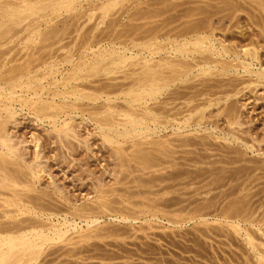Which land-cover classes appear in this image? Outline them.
I'll list each match as a JSON object with an SVG mask.
<instances>
[{
	"label": "rangeland",
	"instance_id": "1",
	"mask_svg": "<svg viewBox=\"0 0 264 264\" xmlns=\"http://www.w3.org/2000/svg\"><path fill=\"white\" fill-rule=\"evenodd\" d=\"M0 1H5V3L8 2L7 4L14 6L15 4L11 3L13 1V3H15L18 0H8L7 2L6 0ZM89 1L90 2L86 0L85 2L84 0H73L72 3H74L73 6L75 11H67L68 13H66L65 11L61 10L59 13L50 15V17H48L49 19H46V22L43 20V22L41 21L39 30H36L37 32L33 30L36 33H34L33 37V33L30 35L29 31L28 33H25L24 31L23 34L25 35H23L21 33L22 27L20 28V26H18V28H13L14 33L15 31H18V33L16 32L17 35H12V37H9L10 41H7L8 39H6L4 42L7 44L3 42L5 39L0 41L2 46H0V51L4 52V54L3 52H0V54H3L0 55V66L2 67V71L10 69V66L8 65L11 63L19 67L20 65H23L24 61L25 63L28 62L31 64L33 61L35 62H33V64H39L40 62L42 69L47 67L46 64L54 65V67L56 66L57 73L55 72L53 75L58 78L57 80L59 83L57 87L59 89V85H61L60 82L63 81L59 80L62 77H66L65 75H67L69 72L71 73V69H73V64H75V62L76 64H79L77 62L80 60L79 52L82 49H80V47L85 43L84 40L86 38L90 44L92 42L95 43V41L97 42V39L100 38L98 40L99 43L97 42L95 44H98L99 49H97V47L92 43V46L95 47V50H108L113 47V45L117 50H120L122 49L120 47L124 48V46H126L128 47L127 49L130 50H128L129 52H125L126 56L127 54L130 55L131 53L132 55H134V53H140L139 50L141 49L142 54L140 55L145 56V54H147L146 48L149 46V44L147 46L146 44L152 41L151 44L154 43L156 45L155 39L153 42L150 36H152V38H154V34L157 36L155 37L157 40L156 46L163 43L164 46L167 47V43H169L171 40H175L176 38V40L179 41L182 39L183 36L181 33L187 31L186 28L188 26L191 25L188 27V30H191V27H207L209 24L208 26H211L212 28L214 27L212 32L213 35L216 34L215 38L218 37L216 38L217 41L220 40L222 43L227 42L229 46H234V42V44L238 46V48H236L238 50H242V48L244 49L246 47V49L249 48V50L254 48L255 50H251L253 53L251 51L250 52L252 54H254V52L256 53L254 56H257V60L254 58V60L250 61V63H252L250 65V70L258 71L259 69V71L264 72V0H262L263 2L260 0L262 4L260 1L258 2L260 4H258V0H255L257 3L256 5L253 0H248L249 2H247V0L246 2L245 0H232L231 2L229 0H219V2L218 0H123L115 3L116 5L113 4V8H110L107 13H103V11H101L102 9L99 7L100 4L99 6L97 4V2H102L101 4L104 5V0ZM19 2L20 0L16 3V5L19 4ZM250 2L251 4H249ZM91 4H94L93 7L90 6ZM232 4L234 7H232ZM85 5L88 7V9H86L87 7ZM250 5L255 8L250 7ZM238 7L241 10L238 9ZM245 7H248V9ZM226 8L230 11H227ZM85 10H89V12H85ZM77 17L79 18L77 19ZM110 24L112 26H110ZM85 31L91 32V34H86ZM94 31L96 32V35L98 34L97 36H95ZM84 32L86 34L85 36H83ZM224 34L227 40L225 39ZM219 35H221V37ZM16 36H18L19 39ZM14 37L15 39H13ZM34 37L37 38L35 39ZM90 37H92L94 41ZM110 37H114L115 39H110ZM148 37L151 40H149ZM222 37L225 41L222 39ZM230 37L232 38L230 39ZM166 38L168 41H170L168 42ZM120 39L122 40V44L120 43ZM130 39L131 42L133 40L134 42L131 43L129 41ZM147 39L148 42H144L145 40L147 41ZM26 40H28L27 43ZM123 40L126 42L124 43ZM165 40L166 43L164 42ZM114 41L116 42L114 43ZM227 43H224V45ZM12 44H14L16 47ZM136 44L138 48L135 46ZM142 44L144 45L141 46ZM79 45L80 47H78ZM162 45L161 47H158H163L165 49V47ZM130 46H133V48H130ZM20 47L21 49L24 48V53H27L26 55L22 54L23 51L20 49ZM144 47L146 48L144 49ZM6 49L9 50H7L8 53L5 51ZM97 50L96 52H99ZM31 52L32 54H28ZM12 54L15 58H17L15 59ZM68 54L71 55V60L69 58L71 64L66 62L68 61L66 60L69 57L67 56ZM77 54L79 56H77ZM89 54L90 53L88 52L87 55ZM162 54V57H164V55L167 57V54ZM25 57L26 59H24ZM29 57H33V59L30 58V60L28 59ZM137 57L138 59L140 58V56L137 55L135 59H137ZM12 58H14V60ZM56 58L58 62H56ZM135 59L126 60L124 64L119 65L117 70L113 69L114 71L111 70L113 72H109L107 75L104 73H95L92 75L91 73L88 74L90 75L88 78L86 77L84 80L82 79V81L78 80L76 82H72V85H76L78 89H81L82 86L81 90L83 91V94L89 93V95H91L92 93L95 97L97 94V96L99 95L100 98L95 101H90V99H86V101L83 99L79 102L78 100L75 101L76 103L73 102L80 106V108L75 111V115H71L70 119V126H74V128H71V134L73 133L75 136L73 134L70 136V134V138L65 137L66 140L63 139L61 134L60 135L62 138H60V140L58 139L59 137H57L55 134H52L54 132L51 130V125L48 124L47 120L44 119L43 122L34 120V118H32L28 112L20 111L18 109L16 110V114L9 125V134L12 141L11 144H14L13 149L15 151L17 149V154L20 155L19 157L22 161H19V159L18 162L23 166H31L32 164H34L32 166H35V164H38L37 166L39 169H43H41L43 172H39L40 176L38 174V178L34 180V190L31 188V191L29 190L27 194L42 198L43 201H41V204H45L46 207L45 205H41V207L50 209V213L52 212L53 217L56 216L54 219L52 217V222L50 220L47 221L48 224H51L50 226L48 225V227H50L49 229L46 226L47 224L43 226L45 230H43L41 226L40 228L44 231V233L48 229V232L45 233L48 234V236L51 232H53L54 229L58 228L60 232L63 231L62 233H64L63 235L60 233L62 235L61 238H57L56 240L50 239L51 241L48 240L41 244L39 247L40 251L35 256L36 259L24 264H257L256 256H258L260 253H256L257 250L264 251L262 245L264 244V83H259L258 86L256 83V85L251 84V80H255H253L254 77H251L252 79L250 80L249 84V80H247L249 77L247 78L245 73L242 74V71H237V73L232 72L230 75L225 74L226 76L224 74L214 73L215 71H211V73L213 72L215 75L205 74L199 75L197 77L191 75L189 78L190 80L188 79L185 82L186 84L182 82V84L177 83L173 85V87H169L167 89L168 91H165V97L163 93L159 98L160 100L158 99L159 101H155L156 106H153L154 103L152 105V102H149V104H151L153 107H157V116H161L158 118L161 120V123L162 121L163 123L167 121V123H170L171 125H165V123V128L164 126L162 127V124L161 128L164 130L161 129V131L157 133L158 135H149L145 141L144 139L143 141L134 139L133 141L137 142L139 145L135 143L134 146H132V142L129 141H119L115 144H109L108 142L104 141V138H102V131L98 127L99 122L96 120L99 118L101 120L104 113V107H102V105L105 106L106 103L107 105L110 104L109 106L113 108L115 107L114 109L112 108V110L117 113L114 114L112 112L113 116H116L115 121H117L118 118H123L121 115V117H117L122 113L120 112V108L123 110L126 108L127 111H132L131 108L128 110V107H126L127 104L122 101H124L123 98L125 97L124 91L127 89L126 86L128 87L126 84L127 82L128 84L131 83V79L125 80L126 77L129 74V76H131V72H141L139 66H142V64L140 65L141 62L138 61L142 60L137 59V61ZM17 60H19V62L14 64ZM54 60L55 62H53ZM135 61L137 62V65L139 64V68L136 65V67L134 66V64H136ZM6 64L7 66H5ZM233 64H235V62H233ZM42 69L38 73L46 74L47 71ZM59 70L62 71L60 72ZM133 73L132 78H134L135 74H138ZM239 74L242 76V78H240L241 76ZM82 75H84V73ZM124 76H126L125 79L123 78ZM47 78L49 79L50 77ZM231 78H233L234 81ZM46 82L47 81L44 83ZM261 82H264V80ZM201 83L205 85H202ZM98 85L101 88L102 86H106V88H108L106 90L103 88L104 92H102V89L99 88ZM114 85L117 88L114 87ZM118 86H120V89L125 87L124 91L120 90ZM245 86L248 88L244 89L242 92V88H245ZM97 87L99 89H97ZM235 88L236 91H234ZM60 89L62 88L60 87ZM100 89L101 94L103 93L104 96L100 95V92H98ZM109 89H111V92L112 89L114 91L111 93ZM226 92H228V95ZM214 93L217 95H214ZM229 93L233 94L231 95ZM122 94L124 96H122ZM234 94L236 96H234ZM114 95L118 96L114 97ZM108 96H111L110 98L112 99L111 101L109 100L104 104V98ZM201 96L204 97V99ZM227 96H229V98ZM166 98L169 100L166 101ZM201 99H203V101ZM206 100H211V103L216 102V105L213 103L212 106H208ZM166 102L168 106L166 105ZM78 103L82 104L80 105ZM163 103L165 105H163ZM205 104L208 106V108L205 109L208 111V113L205 110L203 111V115L205 113L206 118H204L202 121L204 123H202L199 129H195V131V127L190 126H192V122L196 121L195 119L199 118L200 113L198 112L199 114H197L194 108H198ZM163 106H167V109L164 107V110H161ZM205 106H201V108ZM159 107L160 109L158 110ZM99 108H101V110ZM96 109H98L99 112ZM134 109L136 110V108ZM134 109L133 111H135ZM139 109L135 112L137 113ZM156 109H152L155 110L153 111L154 114H157ZM160 111L165 112L164 114L162 113L163 115H160ZM190 111L192 112L190 113ZM194 111L196 114L193 113ZM235 111H237V113ZM118 112L120 113L118 114ZM125 112L126 111L123 113ZM140 113L141 112L139 111L138 116ZM187 113L189 115L188 119L190 120L188 123L191 125L189 128L186 127L183 130L177 131L179 124L183 120L182 118L186 116ZM189 113L191 114V117ZM166 114L168 116L172 114L171 116L172 118L174 117V119H172L171 116L168 118ZM233 116L236 117V121L238 120V124H236H240L239 126L235 127L236 124H231L232 122L236 121H232L230 125L227 123V121H230L231 117L233 119ZM237 116L239 119H237ZM103 117L106 116L104 115ZM160 120L158 121L160 122ZM169 120L175 121L169 122ZM176 121L178 123L180 122L178 126L177 123H175ZM119 122H121V120ZM170 126L177 128H175L176 130L174 127H171L172 129H170ZM212 128H216L217 131L212 133ZM233 129H235V131ZM240 129L241 131H239ZM231 134H235V138L237 135L236 141L234 139H231L233 141H226V138H232ZM166 135L167 139L169 140H166ZM157 136L160 137L157 138ZM198 137L200 139H198ZM161 139L163 140V146L159 147V145H162V143L159 144ZM146 140L148 142L150 141V144L146 142ZM242 140L243 142H246V140L248 141L249 144L246 142L247 147L244 148V143H241ZM143 142L145 144H143ZM187 142L189 145H187ZM182 143L187 146H183L184 144L181 146ZM117 144L118 146L116 147ZM250 146L253 147L251 148ZM162 147L164 149L171 148L174 154L172 151L170 153V151L167 150L159 151L161 154L158 151H155L157 148V150H159ZM143 155L147 157L144 161L141 160V163L140 157ZM35 156L37 159H34ZM170 157H173L174 159ZM31 160H34V163L31 164ZM56 189H60V192L58 190L56 191ZM137 192H140V195H138ZM145 196L146 198L150 197L152 201L149 198L145 200ZM1 198H6L5 200H8L9 197L1 195L0 199ZM102 201L107 203L104 204L106 207L100 205ZM137 202H140V206L137 204ZM145 202L147 204H145ZM148 202H150V204ZM123 203L128 206H122ZM143 203L145 205H143ZM202 204L206 205L203 206ZM154 205H156V208ZM3 207V203L0 200V211L4 209ZM134 207L135 209L131 211V208ZM226 207L227 209L229 208L227 211H225ZM7 208L9 209V207ZM74 208L77 210L79 208H84L85 211H88V213L90 211L92 212L91 214L94 215L97 213L101 214L96 216L97 219L94 223L86 224L83 218L77 216L79 212H77V210ZM119 208L122 209V211L119 210V214H117ZM151 208H155L157 211ZM161 208L163 210H161ZM233 208H235V210ZM111 209H114L116 213ZM128 209L133 212V215L134 213L136 215H130V219L126 217L124 219L127 220H123L124 215L121 216V214H131ZM137 212L141 214L139 215ZM145 212L148 213V215L145 214ZM150 212H152V215ZM220 212H222L221 215H219ZM224 213H228L229 219L230 216L233 217L232 214H235V216L238 214L239 217L236 216V219L231 218L233 219L232 221L231 219L226 220L228 219V215L226 216ZM129 214L127 216H129ZM26 216L27 214L23 215V217ZM29 216L31 215H28L27 218ZM132 216L134 218L136 216V218L134 219ZM224 216L227 218L225 219ZM240 216L243 217V220L245 221H243ZM173 217H175V221H172ZM3 219L4 218H2V221L5 222L6 219ZM64 219L66 220V223L68 222V225L64 222ZM236 220L237 223L239 222V225L237 226H240V235L236 233L234 234V232L232 233L231 229L229 230L228 228V224L230 222V224H234L235 222L234 225H236ZM2 221L0 218V222ZM56 221H58V223H56ZM204 221H207L209 225L208 223H204ZM73 222L74 224H72ZM219 222L221 224H218ZM59 223L65 225H60ZM203 223L205 225H203ZM53 224H55L54 227L57 224L60 225V227L56 226V228H53ZM35 225L33 223V227H35ZM213 225H215L214 228ZM221 225L222 227L224 226V228H222ZM94 226L97 228L95 229ZM91 227H93V230ZM220 227L224 230L218 231ZM243 227L244 229L246 228L245 230L248 229V231H246L248 232V235L246 232L244 233L241 231V228ZM35 228V230H39V226H36ZM205 228H208L207 231H205ZM244 229L243 231H245ZM219 233L221 236H218ZM249 237L250 241L253 238L252 242L255 244V246H257L255 247L258 248L257 250H250L251 247H249L250 245L246 242L249 240ZM263 251H261L262 254ZM262 264H264V262H262Z\"/></svg>",
	"mask_w": 264,
	"mask_h": 264
},
{
	"label": "bare ground",
	"instance_id": "2",
	"mask_svg": "<svg viewBox=\"0 0 264 264\" xmlns=\"http://www.w3.org/2000/svg\"><path fill=\"white\" fill-rule=\"evenodd\" d=\"M8 0H6V2H7ZM13 1V0H12ZM11 1V2H12ZM19 1V0H18ZM17 1V2H18ZM44 1V2H43ZM41 0V1H38V0H32V1H29V0H20V2H19V4H17L16 5V3L17 2H15V3H11V4H15L14 6L13 5H9V4H7V3H5V1H0V41L1 40H3V39H5V40H3V42L4 41H6V39H8L7 41H10L9 40V37H12V35H17L16 34V32L18 33V31H15V33H14V31H13V28H18V26H20V28H21V33L23 34L24 33V31H25V33L27 32L28 33V31H29V34L30 35H32V33H33V35H32V37L34 36V33H35V31L36 30H39V27H40V24H41V21L43 20L44 22H46V19L48 18V17H50V15H53L54 13L56 14V13H59L61 10H63V11H65L66 13H68L67 11H70V12H72L73 10H74V6H73V4L74 3H72L73 2V0L71 1V0H55V1H53V0ZM75 1H77V0H75ZM86 1H88V2H90L89 0H86ZM105 1V4H104V2H103V4L104 5H102L101 3H98L97 2V4H98V6H99V4H100V8L102 9L101 11H103V13H107L108 11H109V9L110 8H113L112 7V5L113 4H115V3H118L119 1H123V0H104ZM230 2L232 1V0H229ZM235 1V0H234ZM233 1V2H234ZM242 1V0H241ZM244 1V0H243ZM250 1V0H249ZM248 0H247V2H249ZM252 1V0H251ZM260 0H258L257 1V3L259 2ZM262 1V0H261ZM261 1H260V3H261ZM4 2V3H3ZM84 2H85V0H84ZM88 2H87V5H88ZM93 2V1H92ZM95 2V1H94ZM218 2H219V0H218ZM228 2V1H227ZM226 2V3H227ZM239 2V1H238ZM245 2H246V0H245ZM253 2H255V5L257 4L256 3V1L255 0H253ZM263 2V1H262ZM9 3H10V1H9ZM223 3V2H222ZM260 3H258V4H260ZM3 4V5H2ZM79 4V3H78ZM86 4V3H85ZM241 4V3H240ZM249 4H251V2L249 3ZM253 4V3H252ZM262 4V3H261ZM94 5V4H93ZM93 5L91 4L90 6L91 7H93ZM96 5V4H95ZM102 5V6H101ZM116 5V4H115ZM225 5V4H224ZM248 5V4H247ZM79 6V5H78ZM86 6V5H85ZM89 6V7H90ZM242 6H243V4H242ZM258 6V5H257ZM260 6V5H259ZM80 7V6H79ZM87 7V6H86ZM91 7H90V9H91ZM95 7V6H94ZM227 7H228V5H227ZM232 7H234V5L232 4ZM237 7V6H236ZM240 7V6H239ZM238 7V9H240ZM250 7H253V6H251L250 5ZM78 8V7H77ZM100 8H98V9H100ZM220 8V7H219ZM218 8V9H219ZM245 8H247L248 9V7H245ZM253 8H255V7H253ZM260 8V7H259ZM261 8H262V6H261ZM79 9V8H78ZM81 9V8H80ZM86 9H88V7L86 8ZM217 9V10H218ZM227 9V8H226ZM237 9V8H236ZM243 9H244V7H243ZM258 9V8H257ZM263 9H264V7H263ZM77 10V9H76ZM94 10V9H93ZM92 10V11H93ZM241 10V9H240ZM75 11V10H74ZM221 11V10H220ZM227 11H230V10H228L227 9ZM237 11V10H236ZM259 11V10H258ZM261 11H262V9H261ZM85 12H89V10L88 11H86L85 10ZM234 12H235V10H234ZM263 12H264V10H263ZM202 14H204V13H202ZM205 14H206V12H205ZM81 15V14H80ZM207 15H208V13H207ZM232 15V14H231ZM234 16V15H233ZM236 16V15H235ZM53 17V16H52ZM55 17H57V16H55ZM204 17V16H203ZM206 17V16H205ZM208 17V16H207ZM225 17V16H224ZM251 17V16H250ZM79 17H77V19H78ZM223 18V17H222ZM49 19V18H48ZM55 19V18H54ZM76 19V20H77ZM207 19V18H206ZM237 19V18H236ZM219 20V19H218ZM221 20V19H220ZM230 20V19H229ZM232 20V19H231ZM42 21V22H43ZM74 21H75V18H74ZM198 21V20H197ZM197 21H196V23H197ZM203 21V20H202ZM227 21V20H226ZM225 21V22H226ZM235 21V20H234ZM49 22V21H48ZM72 22V21H71ZM200 22V21H199ZM233 22V21H232ZM236 22V21H235ZM73 23V22H72ZM196 23H195V25H196ZM202 23V22H201ZM210 23V22H209ZM220 23V22H219ZM231 23V22H230ZM98 24V23H97ZM111 24H112V22H111ZM110 24V26H112ZM204 24H206V23H204ZM236 24V23H235ZM238 24V23H237ZM44 25H46V24H44ZM95 25V24H94ZM185 25H187V24H185ZM189 25H190V23H189ZM209 25V24H208ZM207 25V27H199V26H195V27H191V30H188V27H190V26H188L187 28L186 27H184V28H186L187 29V31H184L183 33H181L182 34V39H180L179 41L178 40H176V38H175V40L173 39V40H167V38H166V40L169 42V43H167L168 44V46L167 47H165L164 46V44L162 45L161 43V45L162 46H164L165 47V49L162 47V48H160L161 47V45H158V46H160V47H158V46H156L157 45V40H156V38L155 37H157V36H155V34H154V38H152V36H150L151 37V39L153 40V42H154V39H155V41H156V45L153 43V44H151V42L150 43H147L148 42V39H147V41L145 40L144 42H146L147 44H146V46L149 44V46L146 48V47H144V49L146 48L147 50V54H145V56L143 57V56H141L140 54H142V47L140 48L141 50H139L140 51V53H134V55H132V53L129 55V54H127V56L125 55V52L126 51H128L129 49H127L128 47H126V46H124V48L123 47H120V48H122V49H120V50H117L116 49V47L113 45V47H111L110 49H108V50H106V49H103V51L101 50H97V49H99V47H98V44L97 45H95L97 42H98V40L100 39H97V42L95 41V43L94 42H92L96 47H97V51H99V52H96V50H95V47H93L92 46V43L90 44V42L89 41H87L86 39L84 40L85 41V43L80 47V45L78 46V47H80V49H81V51L79 52V54H80V56L77 54V56H79L80 57V60H78L79 62H77V63H79V64H76V62H75V64H73V69H71L70 71H71V73L68 75H65L66 77H62L59 81H61V80H63V81H61L60 83H61V85H59L62 89H60V87H59V89H58V78H56L55 77V75H53L55 72H56V66L54 67V65H47L46 64V66L47 67H45L44 69H42V66L40 65V62H39V64H33V62H32V64L31 63H28L27 61H30L31 59H33V57H29L28 59H30V60H27L26 62L27 63H25V61L23 62V65H20L19 67L18 66H16V65H13L12 63L10 64V65H8V66H10L9 68L10 69H6V70H3L2 71V67L0 66V196L1 195H3V196H8L9 198H8V200H5V199H3V198H1L0 200L2 201V203H3V208L4 209H2L1 211H0V218H1V221H2V218H4V219H6V221L5 222H0V264H24V263H29L30 261H32L33 259H36L35 258V256H36V254L40 251V245L41 244H43L45 241H48V240H50V239H54V240H56L57 238H61L62 237V235L64 234V233H62L63 231H59V228L58 229H54L53 230V232H51L50 233V235H52V236H48V234H45L46 232H48V229L50 228V227H48V225L50 226L51 224H48V220H52V217H53V214H52V212L50 213V209H46L45 207H46V205L45 204H41V201H43L42 200V198H40L39 196H35V195H31V194H27V192L30 190L31 191V188H32V190H34L33 189V183H34V180H36L37 178H38V174H39V172L41 171V169H39V167L37 166L38 164H35V166H32V165H34V164H32V163H34V160L31 162V166H28V165H26V166H23L22 164H20L19 162H18V160L20 159V155H18L17 154V149H16V151L13 149L14 148V144L12 143L11 144V139H10V131H9V125L11 124V122H12V120H13V118H14V116H15V114H16V110L18 109V110H20V111H26V112H28V114H30L31 116H32V118H34V120H38V121H42L43 122V120L45 119V120H47V122H48V124L49 125H51V130H53V132L54 133H52V134H55L57 137H59L58 139L60 140V138H62V136H63V139L64 140H66L65 139V137H67V138H70V136H72V134H71V128L73 127L74 128V126L72 125V127L70 126V119H71V115L72 114H74L75 115V111H77L79 108H80V106H78L77 104H75L76 102L75 101H77L78 100V102L80 101V100H89L90 99V101H92V100H97L98 98H100V96L98 95L97 96V94H96V97L94 96V94H92L91 93V95H93V96H91V95H89V93H84L83 94V91L81 90L82 89V86H81V89H78V87L76 86V85H72V82H76V81H78V80H81L82 81V79L84 80L86 77L88 78V76H90V75H88V74H91L92 73V75L93 74H95V73H104L105 75H107L109 72H113L114 70L113 69H115V70H117V68H119V65L120 64H124V62H126V60H129V59H135V57L137 56V55H139L140 56V58L139 59H141L142 61H140L139 59H138V57H137V59L139 60H137V59H135V60H137L138 62H141L140 63V65L142 64V66H139L138 67V65H137V62L135 61V63L136 64H134V66L136 65L140 70H141V72L139 73V72H134V73H138V74H135V76H134V78H132V73L133 72H131V76H124L123 78L125 79V77H126V79L125 80H127V79H131V83L130 84H128V82H127V84L126 85H128V87L126 86V90L124 91V89H125V87H123V89H120V86H118L119 87V89L120 90H122V91H124V95H125V97L123 98V100L124 101H122V102H125L127 105H126V107H128V110L131 108L132 109V111L131 110H129V111H131V112H129V111H127V109L126 108H124V110L122 109V108H120L121 109V111L120 112H122L121 114H119L120 112H118V116L117 117H119L120 115L123 117L122 119H120V118H118L117 119V121L119 120H121V122H117V121H115V118H116V116L114 117L113 116V114H112V112L114 113V114H117V113H115L113 110H112V108L113 107H111V106H109V105H107V103L106 102H108L109 100L111 101V99L112 98H110L109 96L108 97H105L104 98V104H105V106H103L102 105V107H104V113H103V111H102V113H103V115H102V118H101V120H100V118L98 119V120H96L97 122H99V128H100V130L102 131V135L101 136H103L102 138H104V141H106V142H108L109 144H112V143H118L119 141L121 142V141H129V142H132V146H134V144L135 143H137V142H134L133 140L134 139H139V141L141 140V141H143V139H144V141H145V139L147 138V137H149V135H158L157 133H159L160 131H161V129H163V128H161V125H162V127L164 126V124L165 125H167L168 123H167V121L165 122V123H163V121H162V123H161V120L160 119H158V118H160V117H158L157 115H158V112H157V107L155 108V107H153V106H156L155 105V101H157L159 98H160V96L163 94L164 95V97H165V91L167 92L168 90V88L169 87H173V85H175V84H177V83H181L182 84V82H186L189 78H190V76L192 75V76H194V77H197V76H199V75H207V74H212V75H215L214 73H218V74H229L230 75V73H232V72H236L237 73V71H242V74L243 73H245L246 75H247V78L249 77V79H247V80H249L248 82H249V84H250V80L252 79L251 77H254L253 78V80L254 81H252L251 80V84H257V86L259 85V83L261 84V83H264V82H261V81H263L264 80V72L263 71H259V69H258V71H252V70H250L251 68V64L252 63H250V61L251 60H254V58L256 59V57L254 56V54H256L255 52H254V54H252L253 52V50L252 49H254V48H251V50H249V48L248 49H246V48H242V50L240 49V50H238V49H236V48H238V46L236 45V44H234V42H233V45L234 46H229L228 45V43L227 42H220V40H218L217 41V39L216 38H218V37H216L215 38V35H213V28L211 27V26H208ZM213 25V24H212ZM221 25V24H220ZM224 25V24H223ZM110 26H109V28H110ZM114 26H115V24H114ZM204 26H206V25H204ZM106 27V26H105ZM108 27V26H107ZM218 27V26H217ZM232 27V26H231ZM234 27V26H233ZM20 28H19V31H20ZM95 28V27H94ZM113 28V27H112ZM115 28H116V26H115ZM193 28V29H192ZM90 29H92V28H90ZM108 29V28H107ZM231 29V28H230ZM33 30H35V31H33ZM95 30V29H94ZM97 30V29H96ZM101 30V29H100ZM103 30V29H102ZM106 30V29H105ZM104 30V31H105ZM182 30H184V29H182ZM181 30V31H182ZM215 30H217V29H215ZM218 30H220V29H218ZM227 30V29H226ZM23 31V32H22ZM33 31V32H32ZM90 31V30H89ZM109 31V30H108ZM113 31V30H112ZM116 31V30H115ZM228 31V30H227ZM11 32H13V33H11ZM37 32V31H36ZM86 32V31H85ZM85 32L83 33V36H85L87 33L89 34H91V32H86V34H85ZM103 32V31H102ZM222 32H223V30H222ZM11 33V34H10ZM40 33V32H39ZM46 33V32H45ZM51 33V32H50ZM94 33H95V36H97L96 35V32L94 31ZM99 33H101V32H99ZM103 33H105V32H103ZM111 33V32H110ZM224 33V32H223ZM10 34V35H9ZM36 34V33H35ZM107 34H109V33H107ZM113 34H115V33H113ZM176 34V33H175ZM179 34H180V32H179ZM20 35V34H19ZM18 35V36H19ZM23 35H25V34H23ZM30 35H28V36H30ZM46 35V34H45ZM48 35H49V32H48ZM51 35H52V33H51ZM100 35V34H99ZM176 35H178V34H176ZM18 36H16L17 38H18ZM39 36V35H38ZM41 36V35H40ZM114 36V35H113ZM170 36V35H169ZM174 36V35H173ZM220 37H221V35H219ZM223 36V35H222ZM224 36H225V34H224ZM25 37V36H24ZM31 37V38H32ZM46 37H48V36H46ZM50 37H52V36H50ZM106 37H108V36H106ZM116 37H117V35H116ZM178 37V36H177ZM20 38H22V37H20ZM27 38V37H26ZM35 38V37H34ZM37 38V37H36ZM35 38V39H36ZM81 38H83V37H81ZM90 38H92V37H90ZM97 38V37H96ZM104 38H105V36H104ZM111 38H114V37H110V39ZM118 38H120V37H118ZM149 38V37H148ZM229 38V37H228ZM232 37H230V39H231ZM13 39H15V37L13 38ZM19 39V38H18ZM17 39V40H18ZM28 39V38H27ZM84 39V38H83ZM115 39V38H114ZM150 38H149V40H151ZM222 39H223V37H222ZM225 39H226V36H225ZM39 40V39H38ZM91 40V39H90ZM92 40H93V38H92ZM91 40V41H92ZM103 40V39H102ZM166 40L164 41L165 43H166ZM224 40V39H223ZM227 40V39H226ZM18 41H20V40H18ZM24 41H25V39H24ZM27 41L28 40H26V43H27ZM94 41V40H93ZM110 41V40H109ZM118 41V40H117ZM121 39H120V43H121ZM124 41V40H123ZM130 42H131V39L129 40ZM128 41V42H129ZM225 41V40H224ZM239 41V40H238ZM237 41V42H238ZM15 42H17V41H15ZM33 42V41H32ZM35 42H36V40H35ZM79 42V41H78ZM104 42V41H103ZM116 41H114V43H115ZM126 41H124V43H125ZM130 42H129V44H130ZM134 42V40L131 42V43H133ZM1 43V42H0ZM4 43H6V42H4ZM4 43H3V45H4ZM12 43H13V40H12ZM29 43V42H28ZM34 43V42H33ZM99 43V42H98ZM113 43V44H114ZM117 43H119V42H117ZM116 43V44H117ZM123 43V44H124ZM142 43V42H141ZM140 43V44H141ZM224 43H227L226 45H224ZM232 43V42H231ZM7 44V43H6ZM9 44H10V42H9ZM15 44V43H14ZM14 44H12V45H14ZM80 44V43H79ZM112 44V43H111ZM122 44V43H121ZM128 44V43H127ZM158 44H159V42H158ZM12 45H10V46H12ZM28 45V44H27ZM139 45V44H138ZM144 44H142L141 46H143ZM228 45V46H227ZM232 45V44H231ZM0 46H1V44H0ZM7 46V45H6ZM9 46V47H10ZM15 46V45H14ZM76 46V45H75ZM109 46H111V45H109ZM136 47H137V44L135 45ZM237 46V47H236ZM2 47V46H1ZM16 47V46H15ZM19 47V46H18ZM23 47V46H22ZM26 47V46H25ZM106 47V46H105ZM118 47V46H117ZM126 47V48H125ZM136 47H134V48H136ZM130 48H133V46L131 47L130 46ZM138 48V47H137ZM20 49H21V47H20ZM19 49V50H20ZM39 49V48H38ZM74 49H76V48H74ZM79 49V48H78ZM143 49V50H144ZM8 49H6L5 51H7ZM9 50H10V48H9ZM8 50V51H9ZM22 51H23V53L22 54H24V55H26L25 53H24V48L23 49H21ZM40 50V49H39ZM135 50V49H134ZM255 50V49H254ZM8 51H7V53H8ZM35 51H36V49H35ZM130 51V50H129ZM128 51V52H129ZM138 51V52H139ZM252 53H251V52ZM0 52H3V51H0ZM18 52V51H17ZM32 52H34V51H32ZM32 52L31 53H28V54H32ZM38 52H40V51H38ZM52 52V51H51ZM76 52V51H75ZM88 52L90 53L89 55H87L88 54ZM133 52V51H132ZM145 52V51H144ZM144 52H143V54H144ZM13 53V52H12ZM15 53V52H14ZM53 53H55V52H53ZM69 53V52H68ZM73 53H74V51H73ZM72 53V54H73ZM78 53V52H77ZM162 53H165V54H167V57H166V55H164V57H162ZM2 54V53H1ZM0 54V55H1ZM3 54H4V52H3ZM2 54V55H3ZM16 54V53H15ZM18 54V53H17ZM22 54H21V56H22ZM38 54H40V53H38ZM162 54V55H161ZM13 55V54H12ZM19 55V54H18ZM34 55V54H33ZM48 55V54H47ZM15 56H17V55H15ZM29 56V55H28ZM55 56V55H54ZM67 56H69L66 60H68V61H66L68 64L70 63L71 64V55H67ZM156 56H157V58H156ZM159 56H161V57H159ZM13 57H14V55H13ZM19 57V56H18ZM27 57V56H26ZM26 57L24 58V59H26ZM41 57L43 58V56L41 55ZM57 57V56H56ZM15 58V57H14ZM14 58H12L13 60H14ZM17 58V57H16ZM15 58V59H16ZM51 58V57H50ZM54 58V57H53ZM64 58H66V57H64ZM69 58H70V60H69ZM156 58V59H155ZM176 58H178V59H176ZM36 59V58H35ZM40 59V58H39ZM155 59V60H154ZM227 59H228V61H227ZM37 60H38V58H37ZM36 60V61H37ZM40 60H42V59H40ZM51 60V59H50ZM62 60H64V59H62ZM257 60V59H256ZM48 61V60H47ZM61 61V60H60ZM73 61V60H72ZM10 62H14V61H10ZM16 62H19V60H17V61H15V63L14 64H16ZM22 62V61H21ZM20 62V63H21ZM53 62H55V60L53 61ZM56 62H58L57 61V58H56ZM81 62V63H80ZM233 62H235V64H233ZM258 62V61H257ZM259 62H261V61H259ZM25 63V64H24ZM35 63V62H34ZM261 63H263V62H261ZM8 64V63H7ZM7 64L5 65V66H7ZM22 64V63H21ZM62 64V63H61ZM66 64V63H65ZM0 65H1V63H0ZM3 65V64H2ZM40 65V66H39ZM133 65V64H132ZM264 65V64H263ZM13 66V67H12ZM59 66V65H58ZM135 66V67H136ZM261 66V65H260ZM44 67V66H43ZM262 67V66H261ZM68 68V67H67ZM258 68H260V67H258ZM263 68V67H262ZM4 69V68H3ZM41 69L42 70H46L47 71V73L46 74H39L38 72L39 71H41ZM139 69H137V70H139ZM111 70H113V71H111ZM134 70V69H133ZM132 70V71H133ZM263 70V69H262ZM45 71V72H46ZM58 71V70H57ZM60 71V70H59ZM62 71V70H61ZM60 71V72H61ZM211 71H215L214 73L212 72L211 73ZM42 73V72H41ZM57 73V72H56ZM84 73V75H82V74ZM133 73V74H134ZM233 73V74H234ZM241 73V72H240ZM63 75V76H64ZM136 75H137V77H136ZM240 75V74H239ZM211 76V75H210ZM220 76V75H219ZM223 76V75H222ZM226 76V75H225ZM224 76V77H225ZM241 76V75H240ZM47 77H50L49 79L47 78ZM131 77V78H130ZM228 77V76H227ZM233 77H236V76H233ZM244 77V76H243ZM239 78V77H238ZM240 78H242V76L240 77ZM192 79V78H191ZM197 79V78H196ZM232 80H233V78H231ZM236 79V78H235ZM110 80H112V79H110ZM124 80V81H125ZM190 80V79H189ZM229 80V79H228ZM241 80V79H240ZM45 81H47L46 83H44ZM114 81V80H113ZM130 81V80H129ZM234 81V80H233ZM235 81H237V80H235ZM245 81V80H244ZM87 82V81H86ZM202 82V81H201ZM238 82V81H237ZM80 83V82H79ZM125 83V82H124ZM183 83V84H184ZM190 83V82H189ZM77 84V83H76ZM89 84H90V81H89ZM117 84V83H116ZM115 84V85H116ZM121 84H122V82H121ZM120 84V85H121ZM186 84V83H185ZM202 84V83H201ZM225 84H227V83H225ZM243 84V83H242ZM248 84V85H249ZM255 84V85H256ZM114 85V87H116L117 85H119V84H117L116 86ZM202 85H205V84H202ZM201 85V86H202ZM244 85V84H243ZM247 85V84H246ZM263 85V84H262ZM51 86V87H50ZM78 86H80V85H78ZM109 86V85H108ZM113 86V85H112ZM125 86V85H124ZM211 86V85H210ZM228 86V85H227ZM98 87H99V85H98ZM97 87V89H99V88H101V87H99L98 88ZM122 87V86H121ZM184 87V86H183ZM186 87V86H185ZM204 87V86H203ZM214 87V86H213ZM231 87V86H230ZM240 87V86H239ZM103 88H105V90L108 88H106V86L105 87H103L102 86V92H104V89ZM110 88H112V87H110ZM117 88V87H116ZM207 88H208V84H207ZM232 88V87H231ZM246 88H248L247 86H245V88H242V92H243V90L244 89H246ZM93 89V88H92ZM96 89V88H95ZM101 89L98 91V92H100L101 91ZM197 89V88H196ZM206 89V88H205ZM234 89V88H233ZM241 89V88H240ZM110 90V92H111V89H109ZM108 90V91H109ZM185 90H186V88H185ZM209 90V89H208ZM238 90V89H237ZM82 91V92H81ZM94 91V90H93ZM114 90L112 89V92H113ZM116 91H117V89H116ZM121 91V92H122ZM210 91H211V89H210ZM219 91V90H218ZM232 91V90H231ZM234 91H236V88H235V90ZM247 91V90H246ZM95 92H97V91H95ZM111 92V93H112ZM121 92H120V94H121ZM203 92V91H202ZM201 92V93H202ZM217 92V91H216ZM241 92V91H240ZM248 92V91H247ZM108 93V92H107ZM123 93V92H122ZM171 93V92H170ZM199 93V92H198ZM227 93V95H228V92H226ZM86 94H88V95H86ZM114 94V93H113ZM117 94H119V93H117ZM168 94V93H167ZM204 94V93H203ZM206 94V93H205ZM212 94V93H211ZM210 94V95H211ZM229 94H233V93H229ZM238 94H239V92H238ZM237 94V95H238ZM100 95H103V93L101 94V92H100ZM110 95H112V94H110ZM123 94H122V96H124ZM191 95H192V93H191ZM193 95H194V93H193ZM199 95V94H198ZM201 95V94H200ZM214 95H217V94H215L214 93ZM244 95V94H243ZM104 96V95H103ZM107 96V95H106ZM113 96V95H112ZM118 95H114V97H117ZM205 96V95H204ZM225 96V95H224ZM234 96H236L235 94H234ZM113 97V99L115 100V98ZM202 97V96H201ZM228 98H229V96H227ZM233 97V96H232ZM168 98V97H167ZM166 98V99H167ZM170 98H172V97H170ZM190 98V97H189ZM199 98V97H198ZM203 99H204V97H202ZM207 98V97H206ZM214 98V97H213ZM216 98V97H215ZM102 99V98H101ZM100 99V100H101ZM203 99H201L202 101H203ZM219 99V98H218ZM226 99V98H225ZM86 100V101H87ZM118 100V99H117ZM160 100V99H159ZM158 100V101H159ZM162 100V99H161ZM169 99H167L166 101H168ZM200 100V99H199ZM208 100V99H207ZM206 100V102L208 103V106H212V104L214 103H211L212 101L211 100H209V101H207ZM214 100V99H213ZM217 100V99H216ZM215 100V101H216ZM93 101V102H94ZM102 101V100H101ZM121 101V100H120ZM223 101V100H222ZM225 101V100H224ZM73 102H75V103H73ZM149 102H152V105H153V103H154V105L152 106L151 104H149ZM219 102H220V100H219ZM218 102V103H219ZM113 103V102H112ZM158 103V102H157ZM161 103V102H160ZM159 103V104H160ZM206 103V104H207ZM78 104H80V103H78ZM82 104V103H81ZM80 104V105H81ZM124 104V103H123ZM201 104H202V102H201ZM205 104V105H206ZM84 105V104H83ZM82 105V106H83ZM100 105H101V103H100ZM113 105V104H112ZM116 105V104H115ZM120 105H122V104H120ZM119 105V106H120ZM154 108V109H156V112H157V114H154L153 113V111H155V110H152L153 108L151 107V106ZM163 105H165L164 103H163ZM166 105H167V102H166ZM199 105V104H198ZM197 105V106H198ZM205 105H201V106H205ZM214 105H216V102L214 103ZM117 106H118V104H117ZM123 106V105H122ZM168 106V105H167ZM167 106H163L162 107V109L161 110H164L163 108L164 107H166V109H167ZM201 106L200 107H196V108H194V110L197 112V114H199L200 113V116H199V118L198 119H195L196 121L195 122H192L193 124H192V126H190L189 125V115H188V113H187V115L186 116H184L182 119V122L179 124L177 121L175 122V123H177V126H178V124H179V126H178V128L177 127H174V129L175 128H177V131L179 130H183V129H185L186 127H188L189 128V126L190 127H195L194 128V130L196 129V130H198L199 129V127L202 125V123H204V122H202L203 120H204V118H206V115H205V113H204V115H203V111L205 110V109H207L208 108V106L206 105L205 107H203V108H201ZM84 107H85V105H84ZM121 107V106H120ZM137 107H138V109H139V111L141 112L140 114H139V116H138V113H139V111L136 113L135 111H137L138 109H137ZM195 107V106H194ZM97 108V107H96ZM115 108V107H114ZM113 108V109H114ZM116 108H118V107H116ZM134 108H136V110L134 109ZM95 109V108H94ZM100 110H101V108H99ZM133 109L135 110V111H133ZM160 109V107L158 108V110ZM192 109V108H191ZM85 110V109H84ZM96 110H98V109H96ZM119 110V109H118ZM107 111V112H106ZM111 111V112H110ZM124 111H126L125 113H123ZM169 111H170V108H169ZM192 111H193V109H192ZM192 111H190V113L192 112ZM193 112V113H195L196 114V112ZM205 111H207V110H205ZM229 111V110H228ZM84 112V111H83ZM98 112H99V110H98ZM155 112V113H156ZM160 112H161V114H160ZM159 112V114L160 115H163L164 114V112L163 111H160ZM199 112V113H198ZM232 112V111H231ZM236 113H237V111H235ZM234 112V113H235ZM101 113V114H102ZM110 113V114H109ZM135 113H136V115H135ZM163 113V114H162ZM168 113V112H167ZM189 113V114H190ZM207 113H208V111H207ZM211 113V112H210ZM209 113V114H210ZM107 114V115H106ZM239 114V113H238ZM237 114V115H238ZM106 116V117H103V116ZM110 115H112V116H110ZM167 115V114H166ZM172 115V114H171ZM170 115V116H171ZM176 115V114H175ZM177 115H179V114H177ZM120 116V117H121ZM170 116H168L167 115V117L169 118ZM174 116V115H173ZM180 116H183V115H180ZM188 116V117H187ZM205 116V117H204ZM234 116H236V115H234ZM233 116V119H232V117H231V119H230V121H227V123H229V125H230V123L232 122V121H236V117H234ZM240 116V115H239ZM165 117V116H164ZM186 117V118H185ZM190 117H191V114H190ZM211 117V116H210ZM171 118H172V116H171ZM170 118V119H171ZM163 119V118H162ZM167 119V118H166ZM172 119H174V117L172 118ZM177 119V118H176ZM227 119V118H226ZM237 119H239L238 118V116H237ZM158 120H160V122L158 121ZM163 120H165V119H163ZM241 120V119H240ZM239 120V121H240ZM72 121V120H71ZM95 121V122H96ZM170 121H173V120H169V122ZM175 121V120H174ZM173 121V122H174ZM238 121V120H237ZM232 122L231 124L233 125V123H234V125L237 123L238 124V122ZM69 122V123H68ZM206 123V122H205ZM170 124V123H169ZM168 124V125H169ZM210 124V123H209ZM235 125V127L236 126H239V125ZM171 125V124H170ZM174 125V124H173ZM215 126V125H214ZM165 127V126H164ZM172 126H170V129H172L171 128ZM217 127V126H216ZM230 127V126H229ZM166 128V127H165ZM204 129V128H203ZM208 129V128H207ZM236 129V128H235ZM235 129H233L234 131H235ZM239 129V128H238ZM164 130V129H163ZM176 130V129H175ZM187 130V129H186ZM189 130V129H188ZM195 130V131H196ZM220 130V129H219ZM222 130V129H221ZM245 130V129H244ZM190 131V130H189ZM188 131V132H189ZM205 131V130H204ZM211 131V130H210ZM217 130H216V128H212V133H215ZM232 131V130H231ZM238 131V130H237ZM239 131H241V129L239 130ZM239 131H238V133H239ZM170 132H172V131H170ZM187 132V133H188ZM246 132V131H245ZM74 133H75V131H74ZM175 133V132H174ZM174 133H173V135H174ZM185 133V132H184ZM202 133V132H201ZM207 133H209V132H207ZM211 133V134H212ZM229 133H231V132H229ZM51 134V135H52ZM62 136H61V135ZM71 134V135H70ZM233 134V133H232ZM231 134V137L232 138H230V139H228V138H226V141H233V140H231V139H234L235 141L237 140L236 138H237V135H236V138H235V134L234 135H232ZM244 134V133H243ZM249 134V133H248ZM49 135V134H48ZM70 135V136H69ZM74 135V134H73ZM162 135V134H161ZM171 135V134H170ZM178 135V134H177ZM180 135V134H179ZM227 135V134H226ZM61 136V137H60ZM75 136V135H74ZM73 136V137H74ZM164 136V135H163ZM182 136H183V134H182ZM181 136V137H182ZM241 136H242V134H241ZM244 136H246V135H244ZM248 136V135H247ZM52 137V136H51ZM54 137V136H53ZM155 137V136H154ZM158 137H160V136H157V138ZM169 137V136H168ZM171 137V136H170ZM177 137V136H176ZM224 137V136H223ZM240 137V136H239ZM250 137V136H249ZM165 138H166V140H169V139H167V135L165 136ZM165 138H162V139H165ZM241 138V137H240ZM243 138V137H242ZM245 138V137H244ZM161 139V140H162ZM198 139H200L199 137H198ZM223 139H225V138H223ZM239 139V138H238ZM151 140V139H150ZM161 140H160V142H159V144L160 143H162V145H159V147L160 146H163V140H162V142H161ZM179 140V139H178ZM203 140V139H202ZM244 140V139H243ZM243 140L241 141V143L243 142ZM249 140V139H248ZM156 141V140H155ZM154 141V142H155ZM181 141V140H180ZM224 141V140H223ZM250 141V140H249ZM252 141V140H251ZM105 142V143H106ZM146 142H148L147 140H146ZM150 142V141H149ZM148 142V143H149ZM152 142V141H151ZM246 142L248 143V141L246 140ZM246 142L244 141L242 144L244 145V148L245 147H247V144H246ZM253 142V141H252ZM156 143V142H155ZM154 143V144H155ZM165 143V142H164ZM169 143V142H168ZM186 143V142H185ZM228 143V142H227ZM251 143V142H250ZM108 144V145H109ZM120 144V143H119ZM142 144V143H141ZM143 144H145L144 142H143ZM150 144V143H149ZM151 144H153V143H151ZM184 143H182L181 144V146L183 145ZM201 144V143H200ZM203 144V143H202ZM234 144V143H233ZM239 144V143H238ZM249 144V143H248ZM137 145H139L138 143H137ZM187 145H189L188 144V142H187ZM186 145V146H187ZM118 146V144L116 145V147ZM157 146H158V144H157ZM170 146H172V145H170ZM183 146H185V144L183 145ZM185 146V147H186ZM173 147V146H172ZM251 147V146H250ZM253 147V146H252ZM251 147V148H252ZM136 148H138V147H136ZM140 148V147H139ZM163 148V147H162ZM159 149V150H155V151H161V150H167V151H170V153H171V151H172V149L171 148H169V149ZM179 148V147H178ZM181 148H183V147H181ZM248 148H249V146H248ZM250 148V149H251ZM171 149V150H170ZM183 150V149H182ZM181 151V150H180ZM117 152V151H116ZM173 152V151H172ZM157 153V152H156ZM155 153V154H156ZM160 154H161V152H159ZM166 153H168V152H166ZM183 153H185V152H183ZM189 153V152H188ZM155 154H154V156H155ZM173 154H174V152H173ZM173 154H172V156H173ZM186 154H187V151H186ZM145 155H147V154H145ZM149 155V154H148ZM165 155V154H164ZM144 156V155H143ZM143 156H141V157H143ZM153 156V155H152ZM140 157V161L142 160V161H144L145 159H146V157L147 156H144L143 158H141ZM36 158V156L34 157V159ZM170 158H173V157H170ZM37 159V158H36ZM174 159V158H173ZM19 161H21V159L19 160ZM139 161V162H140ZM142 161H141V163H142ZM22 162V161H21ZM214 163V162H213ZM218 163V162H217ZM43 170V169H42ZM41 172H43V171H41ZM39 176H40V174H39ZM143 183V182H142ZM144 185V184H143ZM54 188H56V187H54ZM58 189H56V191H57ZM60 190V189H59ZM58 190V191H59ZM60 192V191H59ZM142 192V191H141ZM146 192V191H145ZM138 193V192H137ZM140 193V192H139ZM138 193V195H140ZM142 194V193H141ZM149 194V193H148ZM142 196H144V195H142ZM140 198H142V197H140ZM149 199H150V197H148ZM148 198H146V196H145V200H147ZM143 199H144V197H143ZM144 200V201H145ZM151 201H152V199H150ZM129 202V201H128ZM133 202H135V201H133ZM126 203H127V201H126ZM149 204H150V202H148ZM104 204H107L106 202L104 203V201H102L101 203H100V205L101 206H104ZM135 204V203H134ZM137 204L139 205L140 204V202H137ZM145 204H147L146 202H145ZM144 203H143V205H145ZM206 204H207V202H206ZM205 204V205H206ZM41 205H45V207H41ZM129 205H130V203H129ZM132 205V204H131ZM137 205V206H138ZM142 205V206H143ZM203 206H205L204 204H202ZM209 205V204H208ZM211 205V204H210ZM40 206V207H39ZM122 206H128V205H125L124 203L122 204ZM134 206V205H133ZM140 206V205H139ZM152 206H153V204H152ZM155 206V208H156V205H154ZM7 207H9V209L7 208ZM104 207H106V206H104ZM145 207V206H144ZM232 207V206H231ZM7 208V209H6ZM37 208V209H36ZM124 208V207H123ZM143 208V207H142ZM147 208H149V207H147ZM155 208H151V209H154L155 210ZM199 208V207H198ZM201 208V207H200ZM208 208H209V206H208ZM222 208V207H221ZM74 209H76V208H74ZM116 209V208H115ZM132 210L131 211H133L134 209H135V207L134 208H131ZM144 209V208H143ZM159 209V208H158ZM223 209V208H222ZM225 209V208H224ZM229 209V208H228ZM227 209V207H226V210L225 211H227L228 210ZM234 210H235V208H233ZM72 210V209H71ZM77 210V209H76ZM87 210V209H86ZM112 211H115L114 209H111ZM117 210V209H116ZM119 210H121L122 211V209H118V212H117V214H119ZM129 210V209H128ZM136 210H139V209H136ZM161 210H163L162 208H161ZM198 210V209H197ZM200 210V209H199ZM202 210V209H201ZM231 210V209H230ZM229 210V211H230ZM49 211V212H48ZM53 211V210H52ZM55 211V210H54ZM130 211V210H129ZM130 211V212H131ZM142 211V210H141ZM146 211H149V210H146ZM155 211H157V210H155ZM160 211V210H159ZM158 211V212H159ZM196 211V210H195ZM225 211H223V212H225ZM77 212H79L78 214H77V216L78 217H81V218H83V220H84V222L86 223V224H91V223H94L95 222V220L97 219L96 218V216L97 215H100V214H91L92 212H90L89 211V213L91 214H89L88 213V211H85L84 210V208L82 209V208H79L78 210H77ZM123 212H125V211H123ZM128 212V211H127ZM140 212V211H139ZM139 212H137L138 214H139ZM154 212V211H153ZM157 212V213H158ZM160 212H162V211H160ZM170 212V211H169ZM214 212V211H213ZM217 212V211H216ZM219 212V211H218ZM237 212V211H236ZM88 213V214H87ZM115 213H116V211H115ZM122 213V212H121ZM151 213V215H152V212H150ZM154 213H156V212H154ZM154 213H153V215H154ZM167 213V212H166ZM215 213V212H214ZM221 213L222 212H220V214L219 215H221ZM229 213V212H228ZM228 213L227 214H225L224 213V215H228ZM238 213V212H237ZM241 213V212H240ZM25 214H27V216L28 215H31V216H29L28 218H27V216L26 217H23V215H25ZM129 214V213H128ZM128 214H121V216L122 215H124L123 216V220H127V219H124V218H126V217H128V219H130L131 217H130V215H133V212H131V214H129V216H127ZM141 214V213H140ZM139 214V215H140ZM143 214V213H142ZM145 214H147L148 215V213H146L145 212ZM163 214L165 215V213L163 212ZM168 214H171V213H168ZM173 214V213H172ZM200 214H202V213H200ZM55 215V214H54ZM126 215V216H125ZM134 215H136L135 213H134ZM133 215V216H134ZM210 215H211V213H210ZM217 215H218V213H217ZM241 215V214H240ZM132 216V218H134ZM142 216V215H141ZM172 216V215H171ZM171 216H170V218H171ZM208 216V215H207ZM214 216H216V215H214ZM223 216V215H222ZM226 216H224V218L226 219L227 217ZM232 216L233 217H231L230 216V219L231 218H235L236 219V216H238L239 217V215L237 214L236 216H235V214H232ZM235 216V217H234ZM54 217H56V216H54ZM54 217H53V219H54ZM113 217V216H112ZM138 217V216H137ZM150 217V216H149ZM155 217V216H154ZM158 217V216H157ZM167 217V216H166ZM211 217V216H210ZM241 217V216H240ZM99 218H100V216H99ZM121 218V217H120ZM135 218H136V216H135ZM134 218V219H135ZM175 217H173V220L172 221H175V219H174ZM3 219V220H4ZM165 219V218H164ZM177 219V218H176ZM224 219V220H225ZM229 219V215H228V219H226V220H230ZM241 219L243 220L244 218L243 217H241ZM65 220V219H64ZM63 220V221H64ZM168 220V219H167ZM178 220H179V218H178ZM183 220V219H182ZM226 220H225V222H226ZM233 219H231V221H232ZM49 221V222H50ZM63 221H61V222H63ZM223 221V220H222ZM239 221V220H238ZM243 221H245V220H243ZM52 222V221H51ZM65 223H66V220L64 221ZM83 222V223H84ZM177 222V221H176ZM203 222V221H202ZM217 222V221H216ZM247 222V221H246ZM33 223H34V225H35V227L36 226H39V230H35L36 228L35 227H33ZM56 223H58V221H56ZM171 223V222H170ZM174 223V222H173ZM181 223H182V221H181ZM204 223H208L207 221H204ZM203 223V225H205ZM231 223V222H230ZM228 224V223H226V224H228L229 225V230L231 229V231H232V233L234 232V234L236 233V234H238V235H240L239 234V232H240V226H237V225H239V222L237 223V220H236V225H234L235 224V222H234V224ZM32 224V225H31ZM47 224V225H46ZM60 224V223H59ZM67 225H68V222L66 223ZM72 224H74V222L72 223ZM178 224H179V221H178ZM217 224V223H216ZM218 224H221L220 222L218 223ZM264 224V223H263ZM47 226L48 227V229H47V231L44 233V231L43 230H45L44 228H43V226ZM54 225L55 224H53V228H56V226H59L60 227V225H65V224H60V225H56L55 227H54ZM208 225H209V223H208ZM227 225V226H228ZM40 226L43 228V230H41V228H40ZM206 226H207V224H206ZM212 226V225H211ZM214 226L215 225H213V228H214ZM226 226V225H225ZM95 227V229L97 228L96 226H94ZM217 227V226H216ZM216 227H215V229H216ZM221 227H222V225H221ZM221 227L219 228V230L218 231H220V230H224V229H221ZM35 228V229H34ZM46 228V227H45ZM52 228V227H51ZM52 228V229H53ZM69 228V227H68ZM70 228H72V227H70ZM93 227H91V229H92ZM222 228H224V226L222 227ZM227 228V229H228ZM37 229H38V227H37ZM65 229H67V228H65ZM87 229H88V226H87ZM86 229V230H87ZM206 229V228H205ZM204 229V230H205ZM208 229V228H207ZM207 229L205 230V231H207ZM226 229V228H225ZM243 229H244V227L243 228H241V231L242 232H246V231H248V229L247 230H245V231H243ZM93 230V229H92ZM92 230H89V231H92ZM203 230V231H204ZM228 230V231H229ZM95 231V230H94ZM204 231V232H205ZM226 231V230H225ZM231 231H229V232H231ZM50 232V231H49ZM65 232V231H64ZM88 232V231H87ZM211 232V231H210ZM212 232H213V230H212ZM60 233H62V235L60 234ZM225 233V232H224ZM244 233H242V234H244ZM247 233V235H248V232H246ZM222 234V233H221ZM228 234V233H227ZM208 235V234H207ZM218 235V234H217ZM223 235V234H222ZM209 236V235H208ZM218 236H221L220 235V233H219V235ZM217 236V237H218ZM223 236H225V235H223ZM264 236V235H263ZM204 237H206V236H204ZM226 237V236H225ZM209 238V237H208ZM245 238H246V236H245ZM252 238V237H251ZM51 241V240H50ZM53 241V240H52ZM253 241V238H252V240L250 241V237H249V240L248 241H246L250 246L249 247H251L250 248V250L252 249L253 251L254 250H257L258 248H255V247H257V246H255V244L252 242ZM264 241V240H263ZM217 243H218V241H217ZM254 244V245H253ZM263 245V248H264V244H262ZM261 251H263V250H261ZM261 251L260 250H257V252L256 253H261ZM255 253V252H254ZM259 253V255L258 256H256V263L257 264H262V262H264V251H263V254L261 253L260 254ZM253 256H254V254H253ZM255 258V257H254Z\"/></svg>",
	"mask_w": 264,
	"mask_h": 264
}]
</instances>
